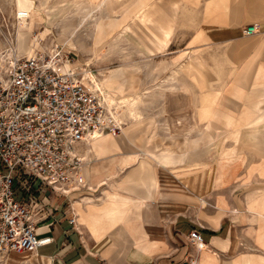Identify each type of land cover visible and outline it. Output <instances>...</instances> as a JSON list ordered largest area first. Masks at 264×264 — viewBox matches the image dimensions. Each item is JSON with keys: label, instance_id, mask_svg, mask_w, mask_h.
I'll list each match as a JSON object with an SVG mask.
<instances>
[{"label": "crops", "instance_id": "0c3cea01", "mask_svg": "<svg viewBox=\"0 0 264 264\" xmlns=\"http://www.w3.org/2000/svg\"><path fill=\"white\" fill-rule=\"evenodd\" d=\"M66 1L70 8L63 29L69 31H64L61 38L70 48L78 43L84 51L89 50L92 60L109 55L116 43L124 39L94 53L90 24L95 19H103L106 25L114 20V28L107 29L111 31L108 33L122 32L131 26L133 39L142 47L127 41L142 54L154 55L168 46L180 21L179 9L191 8L198 27L205 12V16L209 15L207 25L197 35H206L208 40L198 44H225L222 53L228 56L235 77L222 94L223 88H207L199 93L193 90L197 87L193 81L192 85L173 81V88L146 103L144 109L151 112L146 114L145 110L143 118L150 126L128 133L131 149L121 132L111 134L116 148L111 145L98 155L90 142L78 143V153L84 158L80 174L85 187L64 196L35 179L28 192L18 190L17 196L30 203L33 225L42 243L34 251H11L5 264H21L27 252L50 264H183L191 258L195 264H264V192L261 202L251 203L249 208L243 201V191L237 190L246 177L252 182L264 181L263 139L253 142L241 138L242 130L243 136L248 135L244 133L247 125L264 123V0H198L193 7L182 6L191 0H133L129 4L127 0ZM115 1H120L119 13L112 6ZM75 7L92 18L84 23L80 19V24L73 27L70 20ZM250 25H257V32L243 34V28ZM125 67L134 73L132 86L136 88L134 68L121 65L113 70ZM186 67L194 80L199 70L209 75L195 54ZM138 92L136 88L132 93ZM158 104L165 112L161 111L160 123L166 127L159 133L153 130ZM178 119L193 121L195 128H168V120ZM199 119L206 120V143L199 141ZM237 119L244 123L243 129L228 128ZM219 121L230 122L225 128ZM129 122L127 118L126 126ZM259 130L262 131L256 134L263 137L264 128ZM156 136L163 144L158 143ZM185 139L189 151H199L207 145L204 155L217 151L219 158L209 161L197 156L170 168L147 153H179L185 150ZM228 139L236 144L227 147ZM244 147L256 152L255 162L250 163L243 155L228 158L238 148L245 153ZM129 153H137L135 159L126 158ZM200 164L204 166L196 168ZM192 229L203 237L198 247L189 241Z\"/></svg>", "mask_w": 264, "mask_h": 264}, {"label": "built area", "instance_id": "2783aa9c", "mask_svg": "<svg viewBox=\"0 0 264 264\" xmlns=\"http://www.w3.org/2000/svg\"><path fill=\"white\" fill-rule=\"evenodd\" d=\"M256 31L257 25L242 30ZM71 60L70 52L55 45L10 54L0 63V264L11 251H34L42 243L30 203L17 191L28 192L35 179L64 196L85 187L78 143L122 131L118 108L81 73L65 67ZM188 238L196 247L203 242L197 229Z\"/></svg>", "mask_w": 264, "mask_h": 264}, {"label": "rangeland", "instance_id": "374dc122", "mask_svg": "<svg viewBox=\"0 0 264 264\" xmlns=\"http://www.w3.org/2000/svg\"><path fill=\"white\" fill-rule=\"evenodd\" d=\"M132 1L133 0H127L126 3L129 4ZM31 2L33 4L32 18L26 21L25 27L19 28V17L16 13L15 0H0V63L4 59L9 57L10 54L17 53L20 55H28V46H31L35 51L36 49L50 50L55 45H59L63 48L65 52H70V57L72 58L70 67H75V71L81 73L85 81L87 79L83 74V70L87 69L88 76L90 78H93L100 85L101 91L105 94L108 101L110 103L115 104V106L118 108V113L120 117L119 119L123 122L122 128H124L127 123V118L123 111V109H126L125 106H123L124 103H122L123 98L114 96V99H116L110 101L109 97L107 96L108 94L106 93V85L103 83L104 74H106L108 71L113 70L116 67L126 65L136 70L138 77V84L136 88L139 92L137 95H134L132 93L136 91V88L132 86V82L130 88L133 89L129 91L131 92V94L128 96L130 97V99H132L133 103L138 102V107L141 106L140 109L142 115H144L143 112L145 110L146 114H150L151 112V110L149 109H144L147 106L146 103L150 101V98L159 97L161 96L160 94L172 88L171 85H173V81L181 80L185 85H192L190 81H193L194 85H197V87H193L194 89H192L195 92L199 91V93L201 91L206 90L207 88H213L217 90L223 88L222 90H220V94H222L223 90H225L226 88V85L228 83L230 84L234 80L236 71H230V69L232 68L230 67L231 63L227 59L228 56L222 53V48L225 44H198L202 41L208 40L206 35H197V32H199V30H201L207 25L206 18H208L209 15L205 16V12H203V17L200 20L198 27V24L196 23L197 18L196 16L195 18H193L191 8L182 7L181 9H179L180 12H178V14L180 21L176 24L175 29L170 36L169 44L167 47H165L163 52H158L154 55H144L139 51V49L135 45L132 44V42L127 41H134L135 39H129L125 36L115 38L114 36L109 39L108 44L105 47H112V44L118 39H121L122 37L126 40L123 39L118 44L116 43L113 48L114 51H112L109 55L102 57V59L99 60H92V55L89 50L87 52L84 51L80 47V44L78 45V43H76V46L70 48L69 45L64 42L61 38V35L64 31L65 34L66 31H69L63 29L65 25L63 20L65 19V16L67 15L66 13L70 8L68 7V1L31 0ZM198 3V0H191L184 2L182 6L193 7L197 6ZM112 6L115 7V12L119 13V11L121 10L120 1H115ZM72 13L73 15L71 17L70 22L73 27L78 26L80 24V19H88L89 17L86 15L85 11L80 10L77 7L72 9ZM55 18H58V20L51 23V20ZM91 25L92 23L90 24V29ZM19 31H22L24 33V38L21 42H19V39L17 37V33ZM84 31L87 32L86 29H84ZM86 41L88 43L87 39ZM103 48L101 49V51L103 50ZM193 54L199 57L202 64H204L205 67L208 69L209 75H206L205 72H200V70L198 71L196 80L193 79L194 77L192 78L188 75L186 71V65H188V63L190 62L191 56ZM77 59L80 62H77ZM130 77H133L135 79L134 73L130 75ZM126 79L128 80V76L126 77ZM150 81L154 83L151 86H149L150 83H152ZM144 91H147L148 93L144 94ZM161 111L165 113L164 109L160 108V105L158 104L155 110V127L153 128V130L157 131L158 133L160 130H166V127H163V125L160 123L163 122L159 119ZM142 120L146 122L145 128H148L150 126V122L146 121L143 117ZM205 122L206 120L204 119L198 120L199 133L203 131L206 132V129H204ZM232 123L233 125H230L228 128H235L239 126L243 129L244 123L242 124L239 119L232 120ZM247 126L248 127H246L244 133H247L248 135L243 136L242 130L241 138L250 141L249 134L251 132H261L262 130L259 129L264 128V123ZM205 138L206 139L203 142L206 143L207 133H205ZM161 142L162 141L158 138V143L163 144ZM225 144L229 145L227 147H233L236 142L233 139H228L225 141ZM207 148L208 146L205 145V154L208 152ZM188 149H190V146H188ZM164 153L166 152H153L152 155L153 157L159 158V156ZM255 153L256 152L249 148H246L245 153H242L239 151L238 148L235 154L236 157H234L240 158V156L243 155V157L251 163L256 161ZM202 157H206L210 161L211 159H218L219 154L217 153V151H213L209 152L207 155H204ZM243 180H245V183L243 182ZM243 180L242 183L244 184H242V186L240 187L238 186L237 190L240 189L239 191H243L245 197L243 201L245 202V205L247 207L251 208V203L256 205V203L261 202L259 200L261 197V193L264 192V181L254 180L252 182L251 179H247V177ZM21 263L23 264L22 261Z\"/></svg>", "mask_w": 264, "mask_h": 264}, {"label": "bare ground", "instance_id": "6f19581e", "mask_svg": "<svg viewBox=\"0 0 264 264\" xmlns=\"http://www.w3.org/2000/svg\"><path fill=\"white\" fill-rule=\"evenodd\" d=\"M15 7H16V13H17V15L19 17V25H20L19 28L20 27H25L26 21H28L30 18H32V14H33L32 7H33V4L31 2V0H15ZM99 7H100V5H99ZM112 13H114V12H112ZM88 18H92V16H90ZM81 21H83V23H84L85 21H87V18H84ZM113 22H114V20H111L110 21L111 24L107 23V25H106V24H104V20L101 19V18H99L97 20L95 19L94 21H92L91 29H92V32H94V40H93V45H94V48H95L94 49V53H100L101 49L108 44L109 39L114 37V36H115V38L116 37H120V36H125V37H128L129 39H132L134 37V30L129 25L126 26L125 28H123L124 30L122 32L115 31L113 33H108V32H111V31H108L107 29H109V30L111 29L112 30V28H114V26H113L114 23ZM122 26H124V25H122ZM248 35H250V34H248ZM17 37L19 39V42H21L23 40V38H24V33L22 31H19L17 33ZM103 37H104V39H103ZM68 41L69 40H67V42ZM134 41L139 46L142 47V45L140 43H138L136 39ZM34 52L35 51H34V49L31 46L27 47V54L28 55H30V54H32ZM70 65H71V62H69V63L66 62L65 63V67L71 68L72 66L70 67ZM71 69L76 70L75 67L71 68ZM83 72H84L83 74L86 77L87 81L91 82L92 84H94V86L98 87L101 90L100 85L93 78H90L88 76V70L84 69ZM132 74H133V72L130 71L127 67H125V68H121L119 70L116 69V70L108 71L106 74H104V80H103V83L106 85V88H107L106 93L108 94L107 96L109 97L110 101H113V100L116 99V98L114 99V96H118L120 98H123V100H122L123 102L122 101L121 102L124 103L123 106H125V108H126V109H123V111L125 113V116L130 120V122L125 128H122L121 138L126 142V144L128 146V149L133 148V146H132L133 143L131 142L132 139L128 138L129 137L128 133L131 132L133 134V132L144 130L145 127H146V122H144V120H142L143 115L138 110V102L133 103L132 99H130V97L128 96V95L131 94V92H129V91H131L133 89V88H130V85H132V82L134 80L133 77L132 78L130 77V75H132ZM127 76H128V80L126 79ZM119 78H123L122 81H119ZM184 94L185 93H183V95ZM205 96H206V93L202 97H205ZM118 97H117V99H118ZM107 101H108V99H107ZM124 113H123V115H124ZM219 122H220L219 123L220 126H223V127L226 128L227 127L226 124H228L230 121H219ZM168 125H169V128H172V129L179 127L180 129H182V131L183 130L187 131V130H189L191 128H195V123L193 121H188V120H185V119L168 120ZM205 133L206 132H204V131L200 133L199 141L203 142L206 139L205 138ZM96 138H98V137H95L94 138L95 140L92 139L93 141L91 140L90 143H91V147L95 150L97 155L105 152L106 150H108V147L111 146V145L116 148V146H115L116 144H115L111 134L104 135L103 137H100L98 139H96ZM258 138L259 139H263V141H264V136L263 137H261V136L258 137L256 132H251L249 134L250 141L254 142ZM184 143H185V145H184V149L185 150L184 151H181L179 153L167 152V153L161 154L159 156V158H156V157L155 158L158 161L163 162L166 166L171 168V167L175 166L176 164L180 165L182 162H184L186 160H191L192 158L197 157V156H199V157L201 156V158H202V155L205 154V151H206L205 147L204 148L200 147L199 151H196V150L189 151L188 146H186V139H185ZM234 152L235 153H230L228 155V158H231L232 156L234 157L237 151H234ZM147 153H148V155H152L153 151L150 152V151L147 150ZM136 155H137V153H129L125 157L126 158L135 159ZM203 166L204 165L200 164V166L196 167V168H201ZM196 168H194V169H196ZM189 171H190V169H189ZM25 255L26 256L24 258L23 264H50V262L47 263V262L43 261L42 259L37 258L32 253H28L27 252V253H25Z\"/></svg>", "mask_w": 264, "mask_h": 264}]
</instances>
